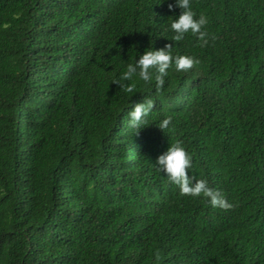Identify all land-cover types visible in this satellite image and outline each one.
Masks as SVG:
<instances>
[{
  "label": "trees",
  "instance_id": "trees-1",
  "mask_svg": "<svg viewBox=\"0 0 264 264\" xmlns=\"http://www.w3.org/2000/svg\"><path fill=\"white\" fill-rule=\"evenodd\" d=\"M0 264H264V0H0Z\"/></svg>",
  "mask_w": 264,
  "mask_h": 264
}]
</instances>
